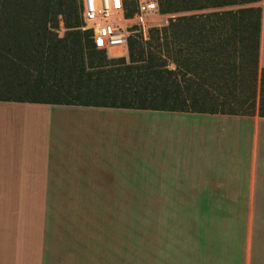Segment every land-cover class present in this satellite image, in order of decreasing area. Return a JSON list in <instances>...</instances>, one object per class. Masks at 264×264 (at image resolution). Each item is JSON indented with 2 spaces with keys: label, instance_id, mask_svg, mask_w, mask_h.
<instances>
[{
  "label": "crops",
  "instance_id": "obj_1",
  "mask_svg": "<svg viewBox=\"0 0 264 264\" xmlns=\"http://www.w3.org/2000/svg\"><path fill=\"white\" fill-rule=\"evenodd\" d=\"M262 9L253 116L0 101V264H100L95 248L55 247V191L141 190L157 206L264 205V0ZM240 254L251 264L249 251Z\"/></svg>",
  "mask_w": 264,
  "mask_h": 264
},
{
  "label": "trees",
  "instance_id": "obj_2",
  "mask_svg": "<svg viewBox=\"0 0 264 264\" xmlns=\"http://www.w3.org/2000/svg\"><path fill=\"white\" fill-rule=\"evenodd\" d=\"M262 1L161 0L162 12L176 17L151 30L146 42L131 38L127 58L110 59L82 30L80 0H0V59H11L7 72L28 61L26 73L42 86L52 79L56 91L42 99L0 91V101L253 116L263 18L256 5ZM201 11L207 12L184 15ZM59 15L69 31L63 39L48 28L50 21L59 26ZM263 84L264 69L261 92Z\"/></svg>",
  "mask_w": 264,
  "mask_h": 264
},
{
  "label": "rangeland",
  "instance_id": "obj_3",
  "mask_svg": "<svg viewBox=\"0 0 264 264\" xmlns=\"http://www.w3.org/2000/svg\"><path fill=\"white\" fill-rule=\"evenodd\" d=\"M256 6L263 7V1ZM205 12H188L184 15ZM58 20L57 28L53 21L49 22L48 28L58 35V39H63L69 31L64 27L63 15H59ZM4 53L7 54L5 46L2 48ZM115 56L112 53L109 58H123ZM9 60L6 55L0 59V91L4 97L18 98L19 94L34 93L37 94L26 95L25 98L34 96L42 99L49 96L46 94L51 93L54 87L52 79L46 81L47 84L43 86L48 89H44L43 83L35 82V78L26 73L29 70L28 61L21 70L16 67L13 73H9L5 67V63L6 66L11 65ZM37 84L40 87L36 91ZM140 151L141 146L135 144L134 152ZM135 187L140 188V183ZM145 194L148 192L141 190L55 191L54 230L58 234L55 247H61L63 251H66L64 248H95L100 252L97 257L100 264H216L215 259L219 264H239L241 256L245 258L240 254L242 250L249 251L251 264H264V205H145L157 202L145 199ZM123 195L125 198H122ZM82 202L88 205L80 206ZM211 249H216L218 253L205 254L206 250L210 252Z\"/></svg>",
  "mask_w": 264,
  "mask_h": 264
},
{
  "label": "built area",
  "instance_id": "obj_4",
  "mask_svg": "<svg viewBox=\"0 0 264 264\" xmlns=\"http://www.w3.org/2000/svg\"><path fill=\"white\" fill-rule=\"evenodd\" d=\"M83 31L91 32L98 51L108 57L120 52L126 57L129 41L139 36L148 41L153 29L162 30L175 15L164 14L161 0H80ZM113 57V56H112Z\"/></svg>",
  "mask_w": 264,
  "mask_h": 264
}]
</instances>
